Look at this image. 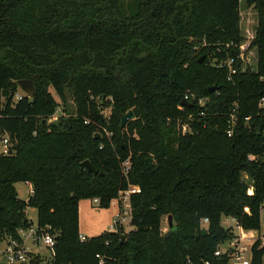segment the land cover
<instances>
[{"label": "trees", "instance_id": "trees-1", "mask_svg": "<svg viewBox=\"0 0 264 264\" xmlns=\"http://www.w3.org/2000/svg\"><path fill=\"white\" fill-rule=\"evenodd\" d=\"M240 3L0 0V91L13 94L21 79L35 89L0 119L17 142L15 154L0 155V241L32 225L27 207L54 238L52 264H98L96 255L105 264L217 263L214 251L233 238L222 218L260 229L264 0H244L257 12L254 70L243 65ZM58 106L62 114L47 123ZM84 160L97 174L80 167ZM17 182L32 187L26 201ZM130 186L139 189L130 194V231L116 222L80 241V198L108 207ZM163 215L172 216L165 232ZM261 252L253 249L251 264H261Z\"/></svg>", "mask_w": 264, "mask_h": 264}, {"label": "built area", "instance_id": "built-area-1", "mask_svg": "<svg viewBox=\"0 0 264 264\" xmlns=\"http://www.w3.org/2000/svg\"><path fill=\"white\" fill-rule=\"evenodd\" d=\"M233 59L229 58L225 61V64L229 68L228 78L236 72L235 67L232 66ZM17 90L13 94L5 96L0 91V119L9 118L11 114L7 112L8 109L16 107L18 101H20L26 94L17 85ZM27 97V96H26ZM29 98V97H27ZM31 99V98H29ZM187 96L184 97V100ZM258 106L262 111L264 118V97L260 98ZM181 108V107H180ZM9 111V110H8ZM61 107L58 106L56 111L47 120V123L53 122L57 119L61 113ZM248 120V117H245ZM88 123V121H84ZM235 125L234 113H231L229 120V127L227 130L228 136L233 132ZM180 130L182 134H185L189 130L188 123L181 124ZM16 137L2 128L0 125V155L11 156L16 152ZM250 160H254L253 155H249ZM125 170L128 169V162L124 163ZM139 191L137 186H130L127 190L120 192V196L115 199L114 202L117 205H121V220L124 222L129 218L130 220V194ZM248 194L252 193V189H248ZM32 193V190L31 192ZM97 202V199H94ZM121 202V203H120ZM227 220H234L238 228V232L233 233V238L220 244L214 251V256L218 260L217 263L213 261H204L203 264H251L253 256V249L261 252V264H264V230L260 229L245 230L241 228L236 220L231 217H225ZM207 218H203L201 224H207ZM119 222L118 220L115 221ZM119 222V223H120ZM18 237L7 236L0 241V264H52L54 252V238L47 231H39L38 227L33 225L28 228H21L17 231ZM84 235H79L80 241L85 240ZM30 239L32 243L39 244L40 242L49 250V258L41 256L39 253L29 252L25 247V240ZM98 258V264H105L104 258L100 255H96Z\"/></svg>", "mask_w": 264, "mask_h": 264}, {"label": "rangeland", "instance_id": "rangeland-1", "mask_svg": "<svg viewBox=\"0 0 264 264\" xmlns=\"http://www.w3.org/2000/svg\"><path fill=\"white\" fill-rule=\"evenodd\" d=\"M124 8L129 6V0H120ZM240 28L242 35L244 36V52H243V65L244 67L248 66L251 69H255V49H249L248 44L251 38L253 37L254 28L257 21V12L254 8L248 7L244 4V0H241L240 3ZM199 46L194 47V54H197ZM214 86V85H213ZM58 99V98H57ZM70 102V101H69ZM110 109H105L103 111V116L106 118L109 117ZM62 112L60 113V115ZM57 119L59 118V116ZM191 116V115H189ZM189 118V117H188ZM57 119L53 120L55 122ZM172 119V118H171ZM173 120V119H172ZM187 121L184 119L176 120L177 127L178 125L185 124ZM190 130V129H189ZM112 134V133H111ZM17 196L19 199L26 201L31 194L32 187L25 182H17L14 184ZM120 196V193L119 195ZM115 200H112L108 207H100L98 201L95 202L94 199L90 198H80L79 200V233L80 235H85L86 237H92L99 235L105 231H113L115 228V221L121 220L122 209L117 205ZM121 203V202H120ZM26 215L31 221L34 227L37 226L36 222V210L32 207L26 208ZM167 215L162 216V231L167 230ZM261 217V226L260 230H264V202L262 203V208L260 211ZM129 218L126 221L120 222L124 229V233L130 231L131 226L129 225ZM221 223L224 227H230L233 233L238 232V228L234 220H227L222 218ZM205 226V224H203ZM25 247L29 252L39 253L41 256L49 258V250L40 242L38 245L32 243L30 239L25 240Z\"/></svg>", "mask_w": 264, "mask_h": 264}, {"label": "water", "instance_id": "water-1", "mask_svg": "<svg viewBox=\"0 0 264 264\" xmlns=\"http://www.w3.org/2000/svg\"><path fill=\"white\" fill-rule=\"evenodd\" d=\"M17 85L20 87V89L26 94L27 97L29 98H33L34 94H35V89H34V84L32 82V80L30 79H21L17 81ZM216 90V86H211L208 88L209 92L215 91ZM181 104L185 105V106H190L191 104L188 103L186 100L182 99L181 100ZM133 118V113L131 110H129L122 118H121V126H124L126 124V122L129 119ZM80 167L84 170H86L87 172L93 173L94 175L97 174V170L93 168V166L90 164V162L88 160H84L83 162L80 163ZM100 175H103V173L101 172ZM167 221L169 223V227L172 226V216L168 215L167 217ZM202 233L205 234L206 230L202 229ZM121 241L124 239V235L121 234Z\"/></svg>", "mask_w": 264, "mask_h": 264}, {"label": "crops", "instance_id": "crops-1", "mask_svg": "<svg viewBox=\"0 0 264 264\" xmlns=\"http://www.w3.org/2000/svg\"><path fill=\"white\" fill-rule=\"evenodd\" d=\"M29 185V184H28ZM85 236V235H84ZM86 237V236H85Z\"/></svg>", "mask_w": 264, "mask_h": 264}]
</instances>
